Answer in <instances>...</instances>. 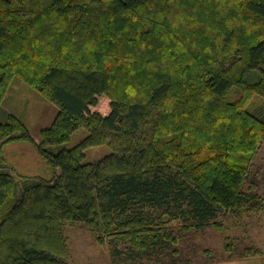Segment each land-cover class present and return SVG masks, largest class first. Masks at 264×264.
<instances>
[{
    "label": "trees",
    "instance_id": "obj_1",
    "mask_svg": "<svg viewBox=\"0 0 264 264\" xmlns=\"http://www.w3.org/2000/svg\"><path fill=\"white\" fill-rule=\"evenodd\" d=\"M14 76L57 108L36 148L59 172L18 186L0 171V264H66L72 222L114 258L191 264L170 250L174 224L262 211L248 179L264 109L247 107L264 99V0H0V103ZM21 138L19 118L0 121V144ZM102 143L111 153L83 162Z\"/></svg>",
    "mask_w": 264,
    "mask_h": 264
},
{
    "label": "rangeland",
    "instance_id": "obj_2",
    "mask_svg": "<svg viewBox=\"0 0 264 264\" xmlns=\"http://www.w3.org/2000/svg\"><path fill=\"white\" fill-rule=\"evenodd\" d=\"M236 97L238 93L233 89L230 98ZM103 103L104 98L101 97L99 104ZM250 107L258 111L264 109V99L253 95L247 108L251 109ZM56 112V106L30 83L17 76L11 79L0 103V121L6 120L10 115L19 118L31 140L21 138L0 144V171L9 172L18 186L26 178H49L53 173L59 172L36 148L40 142L41 130L51 124ZM86 133V128L80 126L64 144L51 146V150L56 152L61 148H71L82 140ZM109 153L111 148L106 143L88 146L84 149L83 162L100 159ZM249 172L248 182L255 183L250 189L264 198V140L256 150ZM249 183H246L245 187ZM217 221L221 223L220 228L210 225L187 232L183 231L179 224H174V234L179 240L170 250L177 247L179 252L176 257L182 262L189 259L191 264L228 259L237 256L242 248L249 245L264 252V206L258 214L252 213L242 217L230 212H221ZM63 233L67 247L66 264H158L154 259L133 262L112 257L111 246L107 242L99 244L90 228L80 222L66 223ZM227 244L232 245L231 252L225 250L224 246ZM122 247L123 245L120 246ZM168 255H162L167 263L174 257Z\"/></svg>",
    "mask_w": 264,
    "mask_h": 264
},
{
    "label": "crops",
    "instance_id": "obj_3",
    "mask_svg": "<svg viewBox=\"0 0 264 264\" xmlns=\"http://www.w3.org/2000/svg\"><path fill=\"white\" fill-rule=\"evenodd\" d=\"M203 264H264V254L261 256H248V257L233 256L231 258L220 261L204 262Z\"/></svg>",
    "mask_w": 264,
    "mask_h": 264
}]
</instances>
